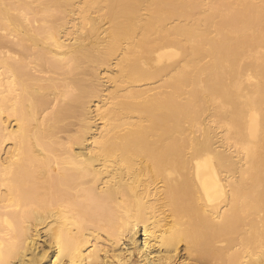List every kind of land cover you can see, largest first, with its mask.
<instances>
[{
	"label": "bare ground",
	"instance_id": "1",
	"mask_svg": "<svg viewBox=\"0 0 264 264\" xmlns=\"http://www.w3.org/2000/svg\"><path fill=\"white\" fill-rule=\"evenodd\" d=\"M0 264H264V0H0Z\"/></svg>",
	"mask_w": 264,
	"mask_h": 264
}]
</instances>
